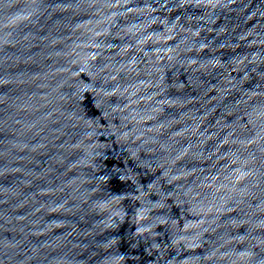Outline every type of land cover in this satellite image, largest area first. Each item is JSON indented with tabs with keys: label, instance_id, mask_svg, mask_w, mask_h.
<instances>
[{
	"label": "water",
	"instance_id": "1",
	"mask_svg": "<svg viewBox=\"0 0 264 264\" xmlns=\"http://www.w3.org/2000/svg\"><path fill=\"white\" fill-rule=\"evenodd\" d=\"M0 264H264V0H0Z\"/></svg>",
	"mask_w": 264,
	"mask_h": 264
}]
</instances>
